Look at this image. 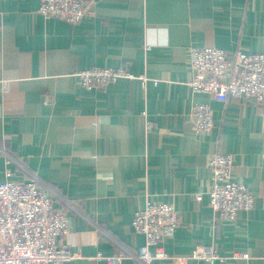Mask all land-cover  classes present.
<instances>
[{"label":"crops","instance_id":"0c3cea01","mask_svg":"<svg viewBox=\"0 0 264 264\" xmlns=\"http://www.w3.org/2000/svg\"><path fill=\"white\" fill-rule=\"evenodd\" d=\"M39 4L0 0V182L34 178L68 216L58 241L84 256L140 264L127 255L145 242L132 219L151 201L180 215L162 242L169 256L213 244L228 257L213 264H264V114L188 84L192 47L264 51V0H93L76 24L43 17ZM94 66H123L134 78L85 89L74 73ZM197 103L212 108L208 133L194 130ZM217 151L233 155L232 178L253 194L233 220L215 218L209 201Z\"/></svg>","mask_w":264,"mask_h":264},{"label":"built area","instance_id":"2783aa9c","mask_svg":"<svg viewBox=\"0 0 264 264\" xmlns=\"http://www.w3.org/2000/svg\"><path fill=\"white\" fill-rule=\"evenodd\" d=\"M93 0H40L38 12L45 18H60L69 23H79L91 8ZM189 64L192 91L209 93L218 101L251 100L264 114V51L246 52L239 48L232 53L218 47L190 48ZM85 89H105L120 77L134 78L131 72L120 66L86 68L74 73ZM140 77V76H139ZM143 81L148 78L140 77ZM152 83L157 84V79ZM212 108L207 103L192 107L194 130L208 133L214 125ZM233 155L217 151L210 155L208 167L212 171L209 201L215 218L233 220L240 210L250 209L253 194L244 184L232 178ZM200 194H196L199 199ZM145 206L133 216V229L145 237V242L127 255L140 264H152L154 260L172 259L176 264L203 259L207 264L223 257L211 245L196 246L190 254L171 257L162 242L173 237L181 219L177 210L167 202H145ZM66 213L55 207L46 189L36 180H3L0 182V264H60L63 262L101 259L106 264H118L123 254L104 255L100 252L88 257L79 249L72 250L68 243H60L59 235L69 233ZM246 252L233 251L232 258L246 259Z\"/></svg>","mask_w":264,"mask_h":264}]
</instances>
